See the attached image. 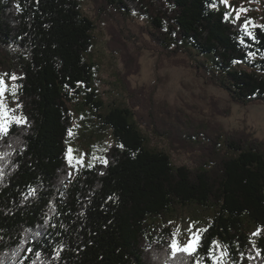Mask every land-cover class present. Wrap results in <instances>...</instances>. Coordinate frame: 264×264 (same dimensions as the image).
<instances>
[{"label": "trees", "instance_id": "1", "mask_svg": "<svg viewBox=\"0 0 264 264\" xmlns=\"http://www.w3.org/2000/svg\"><path fill=\"white\" fill-rule=\"evenodd\" d=\"M94 1L98 15L145 18L162 53L185 55L233 102H264V24L221 0ZM82 2L0 0V80L15 78L23 115L0 130V264H215L216 244L264 264V232L250 235L264 229V138L189 115L176 124L170 106L129 82L131 106L106 111L88 57L95 22ZM84 110L115 144L73 175L68 142L74 111ZM141 124L178 141L193 164L150 147ZM179 209L209 218L192 251H174L164 233Z\"/></svg>", "mask_w": 264, "mask_h": 264}, {"label": "rangeland", "instance_id": "2", "mask_svg": "<svg viewBox=\"0 0 264 264\" xmlns=\"http://www.w3.org/2000/svg\"><path fill=\"white\" fill-rule=\"evenodd\" d=\"M233 16L245 17L254 24H264V0H221ZM84 14L95 22V42L89 59L97 67L95 86L108 111L114 106H131L127 82L133 88L153 91L156 102L170 106V119L176 123H187L188 117L212 119L227 130L246 129L252 136L264 138V102L242 105L233 102L227 92L210 83L185 55L169 58L157 48L147 34V20L138 14H129L126 19L105 10L99 15L94 0H83ZM119 22V23H118ZM117 29V30H116ZM112 31L124 41V50L111 44ZM128 52L130 56H128ZM131 58H134L131 61ZM201 58L196 57L195 60ZM139 69L128 74L135 67ZM18 86L15 78L0 80V130L5 131L14 122L23 120L18 102ZM81 101V100H80ZM135 112L141 109L133 107ZM76 120L68 142V163L73 175L82 168L103 160L107 149L115 144L113 131L100 128L91 113L75 112ZM160 117L163 112H158ZM189 115V116H187ZM158 120V118H157ZM176 123V124H178ZM150 147L161 149L171 155L176 165L193 164L189 153L178 141L173 142L160 134L152 125L141 124ZM206 214L195 215L187 209L172 213L165 225L164 233L174 251L194 250L208 223ZM264 229L251 226L250 235L256 239ZM215 264H247L239 257L233 259L226 249L216 244Z\"/></svg>", "mask_w": 264, "mask_h": 264}]
</instances>
